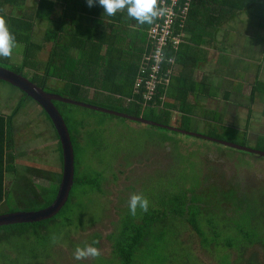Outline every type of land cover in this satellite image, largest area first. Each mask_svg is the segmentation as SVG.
I'll use <instances>...</instances> for the list:
<instances>
[{"label": "rangeland", "instance_id": "1", "mask_svg": "<svg viewBox=\"0 0 264 264\" xmlns=\"http://www.w3.org/2000/svg\"><path fill=\"white\" fill-rule=\"evenodd\" d=\"M37 29L33 39L41 43L45 29ZM3 46L4 40L0 39V48ZM23 50V44L14 46V52L6 56L10 61L4 63L0 60V63L10 68H15L12 65L23 64ZM41 58L46 60L47 53L42 52ZM31 68L25 71L30 80L33 79L29 73ZM35 80L39 82L37 78ZM98 95L95 96L94 89H89L77 98L78 102L112 110L104 100L115 98L108 96L105 99ZM123 102V99L117 101L118 104ZM61 107L62 111L66 107L73 111L67 113L65 118L73 136L76 179L83 180L88 175L102 172L108 176V186L104 189L105 197L91 190L90 185H85L88 196L80 188L74 189L76 200L69 210L73 221L83 214L88 215L86 226L80 225L79 220L74 222L79 230L76 234L71 233L72 240L77 238V243L86 241L88 244L87 241L95 235L91 233L99 232L102 236L100 246H88L84 254L77 257L68 246L77 248V244L72 245V241L64 239L66 243H62L63 246L55 252L54 264H120L112 253V245L106 235L113 232L114 223L122 214L125 218L130 214L132 206H126L129 200L133 204L150 205L147 207L150 210L151 204L169 191H177L189 199L193 196H207L210 200L215 195L214 184L224 188L229 186L228 179L235 173L232 167L237 169L240 177L243 175L248 179H241L242 185L236 190L232 187L235 190L233 193L225 191L227 195L235 192L239 194V197L233 199L239 205V210L228 213L233 218L230 228L239 229L237 218L240 217H243L246 227L261 221L264 226V219H261L264 217V157L203 139L205 136L221 142L226 140L238 146L264 151V134L256 138L251 132L243 133L253 125L245 124L246 121L232 124L235 134L216 132V125L206 129L203 127L206 124L200 123L194 125L196 131L193 133L198 136H190L82 106L68 104ZM261 110L264 111V108ZM17 112L11 134L14 142L11 155L14 160L11 159L10 163L14 171L9 170L10 173H7L9 204L0 207V215L42 210L51 198L50 189L62 179L63 149L53 123L36 100L20 88L0 80V114L9 118ZM249 123L254 124L251 119ZM168 124L176 126L169 121ZM218 133L222 140L216 137ZM119 162L122 163L121 169H103L98 166L100 163ZM85 207L89 211H84ZM107 211L108 216L104 218ZM209 216L216 218L220 225L223 224L220 210L210 212ZM182 225L178 220L168 221L166 226L156 225L155 231L159 237H154L137 253L134 264H247L252 255L258 256L257 260L251 259L254 264H264V248L262 250L256 245L252 246L241 256L237 240L227 234L225 240L232 242L236 249L229 250L230 253L225 246L216 244V239H213L214 245H204L196 232L181 228ZM41 256L42 260L32 259L29 264H46L44 255ZM75 258L82 262L74 261Z\"/></svg>", "mask_w": 264, "mask_h": 264}, {"label": "trees", "instance_id": "2", "mask_svg": "<svg viewBox=\"0 0 264 264\" xmlns=\"http://www.w3.org/2000/svg\"><path fill=\"white\" fill-rule=\"evenodd\" d=\"M198 1L192 0L189 18L185 22L184 28L182 29L178 23L175 27L176 33L182 38L180 47L185 43L193 5ZM156 2L157 0H0V39L4 40V46L0 48V60L4 63L10 61L6 56L14 52V46L23 44L24 50L22 52L25 55L23 64L12 65L15 68L8 66L6 68L28 77L25 71L32 67L33 72L29 71L33 76L31 80L45 92L79 101L77 97L80 94L88 92L89 89H94L95 96L99 94L98 96L101 98L103 96L105 99L108 96L115 98L103 99L110 104L109 109L159 125L129 119L131 121L165 128L170 132L182 133L179 130L187 132L188 128L186 129L185 126L189 127L190 123L172 121L176 124L175 127H172L168 124V121L171 122L170 116L156 109L155 106H159L161 103L159 97L163 93L164 86L158 87L153 102L145 100L142 93L135 92V83L140 68L147 65L145 58L151 50L149 37L145 48H137L138 35L142 31L144 35H147L145 30L151 27V17L154 14ZM228 2L230 0L221 1L220 7L227 10L230 8L232 11L233 9L228 6ZM235 3L232 1L231 5L235 6ZM220 12L227 11L220 10ZM44 24H47L46 28ZM37 27H44L45 29L41 36V43H37L33 39L36 31L39 30ZM116 28L126 35V39H119L121 45H116L112 40L114 36L118 35ZM42 52L47 53L46 60L41 58ZM0 65L4 66L1 63ZM168 66L165 65L164 72L168 70ZM36 78L39 82H36ZM256 88L258 89L259 85ZM122 99L124 102L118 104L117 101ZM54 104L68 127L65 115L73 111L67 107L63 111L61 110V106H66L68 103L54 101ZM69 105L77 107L73 104ZM17 114L18 112L9 118L0 114V207L5 203L9 204L7 200L9 195L7 173L14 171L13 164L10 163L11 159L14 160L11 155V152L14 151L11 134L14 126L13 120ZM51 123H53L52 120ZM168 127L176 128V130ZM219 135L221 134L218 133L216 137L221 139ZM70 136L73 143L71 132ZM203 139L216 140L205 136ZM216 141L220 143L230 142L226 140ZM121 164V162L116 164L100 163L98 166H102L103 169L114 170L121 169ZM232 168L235 173L231 174L228 179L227 184L229 186L224 188L222 185L214 184L215 195L211 196L210 200L206 198L207 196H193L189 199L187 195L177 191H169L151 204V210L150 208L147 209L150 205L133 204L129 203L131 202L129 200L126 206H132L129 209L130 214L126 218L122 214L119 220L114 223L113 232L106 235L107 241L111 242L112 253L120 261V264H134L137 253L154 237H159L155 231L156 225L163 224L166 226L168 221L173 220H178L179 223L183 224L181 228L196 232L204 245H214L213 239H216V244L225 246L228 251H234L236 249H234L232 242L228 239L225 240L228 234L230 238L237 240L236 244L239 246L241 256L248 248L255 245L263 250L264 226L262 221L246 227L243 223V217H240L237 218L239 229L230 228L233 218L228 213L239 210V205L233 200L235 196L239 197V194L235 192L233 195H227L225 191L233 193L236 188L242 185L241 179H248L243 175L240 177L237 169ZM62 171L61 168L60 173ZM107 178L108 176L104 173L96 172V175H88L85 179L80 180L76 179L75 173L74 185L69 199L53 218L37 223L0 227V264H29L32 259H41L43 257L41 255H44L46 264H54L55 252L61 248L62 243L63 245L66 243L64 239L72 241V245L77 244V248L68 245L70 251L77 257L83 255L88 246L98 248L102 237L99 232L91 233L95 235L92 240L87 241L89 245L86 241H82L81 244L77 243V238L72 240L73 234L71 233L76 234L79 230L74 222L79 220L80 225L86 226L88 215L83 214L81 218L73 221L69 210L76 200L75 193H73L76 188H80L85 196H88V193L85 192L87 189L85 185H90L91 190L97 191L105 197L104 189L108 186L106 184ZM60 182L50 189L51 198L46 207L55 200ZM218 210L223 214V224L221 225L216 218L209 216L210 212L214 213ZM84 211H89V208L85 207ZM108 212L104 218H107ZM252 256L247 260V264H254L252 258L257 260V255ZM74 261L82 262L77 258Z\"/></svg>", "mask_w": 264, "mask_h": 264}, {"label": "crops", "instance_id": "3", "mask_svg": "<svg viewBox=\"0 0 264 264\" xmlns=\"http://www.w3.org/2000/svg\"><path fill=\"white\" fill-rule=\"evenodd\" d=\"M199 1L193 5L185 43L175 54L158 109L171 122L190 123L187 132L203 123L206 129L216 125V132L234 133L232 124L246 121L253 127L243 133L259 138L264 134V0H230L232 11L220 7L224 0ZM116 29L112 40L121 45L119 39L126 35ZM149 29L147 35L137 34V48H145Z\"/></svg>", "mask_w": 264, "mask_h": 264}, {"label": "water", "instance_id": "4", "mask_svg": "<svg viewBox=\"0 0 264 264\" xmlns=\"http://www.w3.org/2000/svg\"><path fill=\"white\" fill-rule=\"evenodd\" d=\"M0 80L8 82L20 88L31 98L37 101V103L45 110V112L52 120L53 125L55 126L58 136L60 138V142L62 144V149H63L62 179L60 182L57 196L53 201V203L48 207L43 208L42 210L39 211H20V212L0 215V227L7 225H14V224L37 223L47 219H51L60 212V210L63 208V206L66 204V202L69 199L70 192L74 185L75 154H74V148H73L70 132L68 130V127L65 123L62 114L54 104V101L73 104L76 106H82L85 108L94 109L96 111L107 112L131 120H140L142 122L159 125L155 122H150V121L148 122L146 120L134 118L122 112H116V111L96 107L90 104L78 102L76 100L67 99L57 94L47 93L32 80L25 77L23 74L17 73L14 70H11L1 65H0ZM170 129L176 130V128H170ZM179 131L183 132L182 130ZM184 133L198 136L197 134L191 132H184ZM222 144L264 157V151H258L251 148L238 146L230 142H222Z\"/></svg>", "mask_w": 264, "mask_h": 264}, {"label": "built area", "instance_id": "5", "mask_svg": "<svg viewBox=\"0 0 264 264\" xmlns=\"http://www.w3.org/2000/svg\"><path fill=\"white\" fill-rule=\"evenodd\" d=\"M192 0H157L153 23L148 31L151 50L146 56V64L140 68L135 83V92L153 102L158 87L170 84L171 66L175 64V54L180 48L182 38L176 33L177 23L183 29L189 18ZM170 56V54H172ZM169 65L164 72L165 65ZM161 103L164 97H160ZM150 102V103H151ZM155 107H158L155 106ZM154 107V108H155Z\"/></svg>", "mask_w": 264, "mask_h": 264}, {"label": "clouds", "instance_id": "6", "mask_svg": "<svg viewBox=\"0 0 264 264\" xmlns=\"http://www.w3.org/2000/svg\"><path fill=\"white\" fill-rule=\"evenodd\" d=\"M159 106H160V105H159ZM159 106H158V107H159ZM158 107H156V109H158ZM158 110H159V109H158Z\"/></svg>", "mask_w": 264, "mask_h": 264}]
</instances>
